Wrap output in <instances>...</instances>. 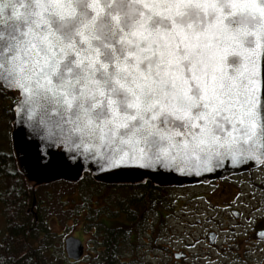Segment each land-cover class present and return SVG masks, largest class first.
<instances>
[{
  "label": "snow or ice",
  "instance_id": "snow-or-ice-1",
  "mask_svg": "<svg viewBox=\"0 0 264 264\" xmlns=\"http://www.w3.org/2000/svg\"><path fill=\"white\" fill-rule=\"evenodd\" d=\"M0 97L39 167L55 158L73 180L264 164V0H0ZM58 203L49 232L66 217L103 243L89 196ZM237 227L222 250L248 264ZM12 239L0 264H44L31 245L14 259Z\"/></svg>",
  "mask_w": 264,
  "mask_h": 264
},
{
  "label": "flooded vegetation",
  "instance_id": "flooded-vegetation-1",
  "mask_svg": "<svg viewBox=\"0 0 264 264\" xmlns=\"http://www.w3.org/2000/svg\"><path fill=\"white\" fill-rule=\"evenodd\" d=\"M9 103L8 99L0 97V132H3V143H0V240L5 234L14 238L10 241V255L17 251L20 255L28 249L16 247V233L22 240L23 233L35 230L45 239L46 231L40 218L45 215L48 219V202H53L58 211L60 199L72 195L70 201L74 205L73 197L77 195L78 201L89 196L91 209H99L98 213L93 211V216L103 225L98 232L103 243H97L91 236L86 241L81 226H70L71 230H65L64 221H75L60 217L61 223L55 224L60 227L59 232H50L55 241L43 251L42 260L47 262L48 253L56 252V264H230L236 250L223 251L222 241L231 234L234 225H241L235 230H247L254 248L244 258L248 264H264V251H261L264 243H256V234L264 229V164L222 179L179 188H161L151 183H100L85 174L77 183L61 181L55 188L54 184L39 185L49 189L40 196L37 186L20 181L21 196L17 198L14 192L8 196L7 191L15 181L8 173L18 171L22 177L10 135L13 116L5 111ZM59 184L66 188L59 189ZM68 237H74L82 244L77 259L68 258L65 249ZM113 255L118 259H113Z\"/></svg>",
  "mask_w": 264,
  "mask_h": 264
},
{
  "label": "water",
  "instance_id": "water-1",
  "mask_svg": "<svg viewBox=\"0 0 264 264\" xmlns=\"http://www.w3.org/2000/svg\"><path fill=\"white\" fill-rule=\"evenodd\" d=\"M21 125H14L11 123V138H12V145L15 151V156L19 164V168L21 172L24 174L25 178L28 181L34 183L35 185H42V184H50L58 181H65V182H78L81 179L77 177L73 180L71 177L74 175V172L69 171L67 169L56 167V160L53 158L52 164L49 166L48 169H41L39 165L36 163L35 158V150L30 146L24 144L19 135H14L16 128L20 127ZM27 131V129H25ZM28 137H25L27 139ZM39 143V141H37ZM44 161H40V164H43ZM87 164L88 162L85 161ZM228 164L227 169L218 170L221 171V174L214 175L210 173H203L201 177L195 176L194 173L192 174H180V173H173L171 175H164V176H146L142 179H136L132 176H105L103 173H95L93 169L92 173L86 172L82 170V175L85 173L90 174L93 180L100 182V183H110V184H145L151 183L157 187H183L189 185L200 184L205 181H212L216 179H222L221 177H227L230 175L242 173L249 168L256 167L260 165L258 161H247L244 165H237L232 166L230 161L225 162ZM99 176V178H96ZM206 177V180L203 179ZM163 181V182H162ZM75 246L76 254L73 255V247ZM65 249L68 253V258L70 259H77V257L82 252V244L80 240L74 237H68L65 240Z\"/></svg>",
  "mask_w": 264,
  "mask_h": 264
},
{
  "label": "trees",
  "instance_id": "trees-1",
  "mask_svg": "<svg viewBox=\"0 0 264 264\" xmlns=\"http://www.w3.org/2000/svg\"><path fill=\"white\" fill-rule=\"evenodd\" d=\"M12 118V116H11ZM15 177V181H16V184H15V187L18 188V184L19 182L21 181L22 183H25L26 180H23V176L21 177L19 174H18V171L16 172V175L14 176ZM34 195V194H33ZM49 205H53L54 203L51 202L49 203ZM41 221H42V226H43V230L46 231V234H45V239L41 238L36 232L35 230H31L29 233H23V237H22V240H21V237H20V234L19 233H16V240H15V243H16V247H19V246H22V247H28L29 245H31L32 247H35V246H39L38 248L40 249V252L42 253L43 251L47 250L50 248L51 246V235H50V232L48 231V227L46 228V224H44V220L46 219L45 215L42 216L41 218ZM41 229V228H40ZM21 240V241H20ZM37 243V244H36ZM18 250V248H17ZM12 257H18L19 256V253L18 251L16 253H14V255H11ZM42 259V257H40ZM44 261V260H43ZM15 264H23L22 261L20 260H15ZM44 264H51L49 263L48 261H44ZM56 264V262H55Z\"/></svg>",
  "mask_w": 264,
  "mask_h": 264
},
{
  "label": "rangeland",
  "instance_id": "rangeland-1",
  "mask_svg": "<svg viewBox=\"0 0 264 264\" xmlns=\"http://www.w3.org/2000/svg\"><path fill=\"white\" fill-rule=\"evenodd\" d=\"M7 135H8V133H7ZM1 137L3 138V132H0V143H3L1 140ZM4 142H6V141H4ZM57 185V184H56ZM55 184H54V188H55V186H56ZM57 187V186H56ZM58 187H59V189H63V188H66L65 187V185H61V184H59L58 185ZM37 190H38V193L40 194V196H41V194L42 193H44L45 192V190H49L48 189V187L47 186H40V187H38L37 188ZM52 191V190H51ZM57 194V193H56ZM54 195H55V193H54ZM71 198H72V195H70V197L69 198H67L69 201L71 200ZM73 199H75V201L77 202L78 201V197H77V195H75V197H73ZM53 213V215L52 216H50L49 215V213ZM55 212H56V207H55V204H53V205H50V207H48V220L51 222V221H54V220H52V219H49L50 217L51 218H55ZM73 223H75V222H71L70 220H68V221H64V223H63V228H65V230H71L70 229V226H73ZM75 227H80V224L79 223H76V226ZM60 227H56L55 226V223H53V231L52 232H54V233H56V232H59V229ZM84 230V229H83ZM84 235H85V237H86V241H88V237L90 236L89 235V231H85L84 230ZM54 237V236H53ZM53 241H55V238L54 239H52L51 238V243L53 242ZM51 246H52V244H51ZM54 246H55V244H54ZM43 252H42V255L40 256V257H42L43 258ZM47 256H49V258L47 259V261L49 262V263H51V264H55V261H56V258H57V254H56V252H53V253H51L50 255H49V253H48V255Z\"/></svg>",
  "mask_w": 264,
  "mask_h": 264
}]
</instances>
